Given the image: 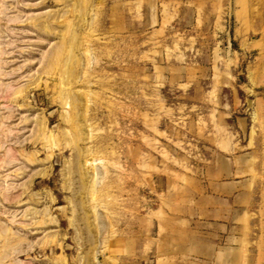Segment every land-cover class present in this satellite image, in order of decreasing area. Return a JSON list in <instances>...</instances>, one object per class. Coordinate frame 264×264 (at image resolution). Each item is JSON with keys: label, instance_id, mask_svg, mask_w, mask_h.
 I'll return each mask as SVG.
<instances>
[{"label": "rangeland", "instance_id": "374dc122", "mask_svg": "<svg viewBox=\"0 0 264 264\" xmlns=\"http://www.w3.org/2000/svg\"><path fill=\"white\" fill-rule=\"evenodd\" d=\"M223 157L263 167L264 0H0V264H204Z\"/></svg>", "mask_w": 264, "mask_h": 264}, {"label": "crops", "instance_id": "0c3cea01", "mask_svg": "<svg viewBox=\"0 0 264 264\" xmlns=\"http://www.w3.org/2000/svg\"><path fill=\"white\" fill-rule=\"evenodd\" d=\"M223 159L224 167L213 163L209 168L208 187L203 193L205 211L194 228L195 255L204 264H217V259L221 260L220 264H232L227 258L228 253L239 249L241 241L244 251L248 237L257 251L253 258L249 257V264H264V157L263 167L247 166L249 168L244 165L234 167L233 157ZM254 217L257 223L252 222ZM235 219L240 230L234 226ZM234 228L238 234L241 232V238L234 236ZM249 235H255V238H249Z\"/></svg>", "mask_w": 264, "mask_h": 264}]
</instances>
